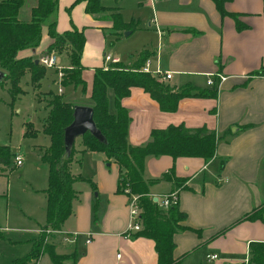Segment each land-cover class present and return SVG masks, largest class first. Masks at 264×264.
Wrapping results in <instances>:
<instances>
[{
  "label": "crops",
  "instance_id": "obj_1",
  "mask_svg": "<svg viewBox=\"0 0 264 264\" xmlns=\"http://www.w3.org/2000/svg\"><path fill=\"white\" fill-rule=\"evenodd\" d=\"M31 1L30 8L24 10L22 6L20 18L31 17L36 0ZM115 1L113 5L105 4L104 0L103 3L119 9L127 21L121 0ZM149 4L151 0H141L139 6ZM152 6L154 15L144 26L139 15L127 21L132 28L117 34L109 16L113 10L105 11V16L101 17L98 13L87 12L84 1L60 0L57 28L61 32L73 25L85 29L82 63L84 69H92L93 79L95 67L106 65L107 37L98 41L94 51L87 48V38L92 33L97 36L104 32L112 34L117 41L129 39L125 50L109 52L120 58L117 62L131 66L141 52L146 51L147 60L152 64L156 59V65L173 71V76L164 81L175 88L187 84L210 87L208 79L211 76L220 82L216 97L185 96L175 110L162 109L159 101L138 85L131 88L122 103L130 115L128 138L132 144L148 141L154 128L171 123L189 127L206 125L224 136L218 144L217 155L209 160L200 156L148 155L144 176L159 178L151 186L158 200L178 190L179 207L186 213L182 223L192 227L174 233V257L179 264H251V243L264 242V221L247 217L264 204V0H228L225 14L214 0H156ZM237 19L242 21L243 27L237 26ZM46 29L45 25L44 34ZM127 30H130L128 34ZM50 41V36L46 39L43 36L44 46ZM42 45L24 48L19 55L38 58ZM130 46L137 54L127 63L123 58ZM220 74L225 78L221 79ZM49 76L56 78L58 75L52 68ZM86 76L90 78V74ZM200 76H205L206 80ZM66 86L76 87L74 84ZM59 90L64 92L63 87ZM91 90L92 86L87 96L77 102L92 104ZM108 95L109 109L116 112L114 90L109 88ZM39 134L43 154L50 140L43 132ZM75 146L72 172L84 176L74 182L79 196L60 231H52L47 240L59 253L76 252L75 264H158L152 237L139 235L137 231L127 234L130 195L118 189L120 165L115 160L109 161L104 151L82 152L83 144L75 143ZM222 157L226 158L223 167ZM7 171L0 172V194L4 191H1V178ZM166 173L170 177H165ZM177 176L188 177V187L177 189ZM91 180L96 183V189ZM43 198L47 205V193ZM9 216L8 211L5 219ZM19 217L33 226L20 227L22 230L0 226V241L8 243L6 247H14L10 256L0 252V264H12L32 250L35 238L46 223L47 210L37 214L27 209ZM6 229L18 232L3 234ZM19 230L33 233L20 235ZM66 232H76V240L65 239L62 235ZM211 254L218 256L212 258ZM66 262L73 263L72 259ZM28 264H35L34 259ZM37 264H53L50 254H41Z\"/></svg>",
  "mask_w": 264,
  "mask_h": 264
},
{
  "label": "trees",
  "instance_id": "obj_2",
  "mask_svg": "<svg viewBox=\"0 0 264 264\" xmlns=\"http://www.w3.org/2000/svg\"><path fill=\"white\" fill-rule=\"evenodd\" d=\"M60 0H38L32 7L29 19L20 18V10L24 0H0V68L5 70V79L11 84L14 97L24 91L21 79L26 72H31V79L38 84L46 74V66L37 57L32 55L20 56L24 48L38 47L44 36V26L53 40L49 43V50L62 51L67 49L70 65L63 69L64 75L61 83L64 85H83L86 88V79L83 76L84 65L82 53L86 43L84 28L73 25L72 28L59 31L57 28V10ZM84 1L85 9L90 13L113 10L110 13L113 27L117 34L123 29L132 28L131 22L124 20L121 11L106 6L102 0H75ZM222 14L227 13L225 3L228 0H214ZM70 8V7H69ZM237 26L243 27L242 21L237 19ZM140 58L131 66L119 62L96 66L91 90V100L94 106V118L98 127L106 135V142L99 140L90 131L85 132L82 142L85 150L104 151L108 160H115L120 165L118 189L129 190V194L138 195V204L141 208L142 228L137 231L139 235L152 237L158 252V264H179L174 257L176 242L174 233L191 226L183 224L186 213L179 207V202L171 204L164 209L159 200L154 199L151 186L159 178H146L144 176L145 160L148 155L170 154L174 158L179 156H200L206 160L217 155L219 142L224 138L215 129L206 125L189 127L183 123L162 128H154L150 139L142 144H132L128 138L130 115L122 99L129 95L135 85L142 86L156 98L162 109L175 110L179 100L189 95L210 96L218 95V82L210 87L187 84L175 88L153 75L151 72L141 70L146 62L148 53L142 51ZM112 88L115 93L117 111L109 109L108 90ZM49 101L51 107L49 116L40 128L27 124L24 135L46 134L50 144L44 150L42 158L49 164L47 193V221L39 235L35 238L33 248L27 254L16 258L12 264H28L34 259L37 264L43 253H49L53 264H67L72 259L75 264L76 252L59 253L55 245L47 240L52 230L61 229L65 220L73 211L74 200L79 191L74 182L84 177L72 172V162L75 158V142L70 149L65 146V127L73 120L74 103L64 99L63 94L51 92ZM15 152L9 144H0V165L13 164ZM226 161L222 157L221 167ZM1 175V173H0ZM165 177H170L167 173ZM188 177L177 176L176 188L188 187ZM96 189V183L91 180ZM250 219L260 218L264 221V204L256 208L247 216ZM251 264H264V242L251 243Z\"/></svg>",
  "mask_w": 264,
  "mask_h": 264
},
{
  "label": "rangeland",
  "instance_id": "obj_3",
  "mask_svg": "<svg viewBox=\"0 0 264 264\" xmlns=\"http://www.w3.org/2000/svg\"><path fill=\"white\" fill-rule=\"evenodd\" d=\"M24 1L26 2L23 4V8L26 10L30 8L32 1ZM37 1L38 0H36V3ZM140 1L141 0H121V4L123 5V12L127 21H131L133 17L138 18V16L141 15V25L144 26L145 22H147L146 20L154 15V8L152 5H154L155 1H153L152 4L142 7L139 6ZM115 2V0H104V3L107 5H113ZM98 14L104 17L105 11H101ZM22 17H24V13ZM44 36L45 39L47 36L49 37L48 33L44 34ZM105 37H107L106 53H117L119 49L123 51L129 46L127 44L129 39L117 41L113 38L112 34L103 32L97 34V36H95V33L89 35L87 38V48L90 51L96 50L98 41H103ZM50 38L52 41L53 38ZM50 42L45 46L44 43L41 42L40 45H42V43L43 45L40 47L38 58L39 55L44 52L55 50H49L48 45ZM55 51L59 54V67H49L45 65L47 72L38 84L32 82L31 72H26L21 79V85L25 92L14 97L11 92L9 80L4 78L0 82V144H10L13 152L20 151L19 153L24 156V163L21 165H15L14 163L8 166L0 165L1 173L9 169L1 178V191H4L3 194H0V226L3 227L8 225L10 228L21 229L20 227L33 226L31 222L25 223L20 219L19 216L23 214L24 210L31 209L37 214H40L42 211L45 213L47 210L43 194H46L45 188L49 175V164L42 158L41 146L43 142L41 141V135L39 133L37 135H24L27 124L31 123V126L38 128L42 126L50 113L51 107L49 101L52 97V91L63 94L66 99L78 103L77 100L86 97L92 86L93 71L89 67L84 69V78L86 79L85 89L81 84L76 87L63 85L60 80L59 69H64L66 65L69 64L70 58L69 55H67V49ZM136 54L137 50L130 46L126 50L123 60L128 63L136 57ZM109 63L111 62L106 61V64ZM52 68L53 71L56 72V75H58L56 78L54 76H49ZM151 68H157L156 59L153 60ZM88 74H90V78L86 76ZM52 77H54L56 81H54ZM200 79L206 80V77L200 76ZM59 87H63L64 92L60 91ZM110 90L113 89L110 88ZM81 136L77 137L75 142L78 146L83 144ZM164 209L167 210L168 208ZM8 211L11 213V216L6 220L5 217ZM45 220L47 221V218ZM45 220H42V222ZM21 230H19L20 235L29 236V234L33 233ZM8 232L18 231H9L6 229L2 233L7 234ZM62 236H65V234L63 233ZM6 245L9 246L8 243L5 244L0 241V252H5L7 256H10L14 252V247H6Z\"/></svg>",
  "mask_w": 264,
  "mask_h": 264
},
{
  "label": "built area",
  "instance_id": "obj_4",
  "mask_svg": "<svg viewBox=\"0 0 264 264\" xmlns=\"http://www.w3.org/2000/svg\"><path fill=\"white\" fill-rule=\"evenodd\" d=\"M156 1V0H151V2ZM39 60L46 66L49 67H59V54L57 51L53 50V51H49V52H44L42 54L39 55ZM105 60L107 62H117L120 60V58L118 56H113L111 53H107L105 55ZM107 66L109 64H106ZM152 63L151 60H146V62L141 66V70L143 71H147V72H151L153 75H155L156 77H159L160 79L163 80H167L170 79L173 76V71L172 70H167V69H163L161 66L157 65L156 69H152L151 68ZM64 72L63 69H59V76H60V80L63 78ZM220 78L224 79L225 76H223L222 74H220ZM217 79H215L213 76H211L208 79V83L213 85L214 83H216ZM218 82V86L220 84L219 81ZM60 90H62L60 88ZM13 163L15 165H21L24 163V156L17 152L14 156L13 159ZM128 189L125 191L128 193ZM130 198H129V204H130V223L127 229V234H132L135 231H138L142 228V223H141V208L138 204V195L137 194H129ZM161 205L165 208H168L171 204L174 203H178L179 202V194H178V190H173L170 193L165 194L160 200ZM52 231H60V229L57 230H52ZM65 239H67L68 241H75L76 237H77V233L76 232H66L65 233ZM90 240V239H88ZM218 256L217 254H211L210 257H216Z\"/></svg>",
  "mask_w": 264,
  "mask_h": 264
},
{
  "label": "water",
  "instance_id": "obj_5",
  "mask_svg": "<svg viewBox=\"0 0 264 264\" xmlns=\"http://www.w3.org/2000/svg\"><path fill=\"white\" fill-rule=\"evenodd\" d=\"M130 30L126 31L128 34ZM39 58L36 62H39ZM6 72L0 69V82L5 78ZM90 131L99 140L106 142V135L98 127L94 118V106L87 103H76L74 105V117L73 120L65 127L64 139L65 146L70 149L77 137L83 135L85 132ZM155 200H158V196H154Z\"/></svg>",
  "mask_w": 264,
  "mask_h": 264
}]
</instances>
